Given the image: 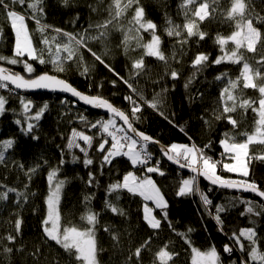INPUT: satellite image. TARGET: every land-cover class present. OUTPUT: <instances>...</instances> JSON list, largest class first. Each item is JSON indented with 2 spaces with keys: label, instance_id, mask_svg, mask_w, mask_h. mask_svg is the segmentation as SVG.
I'll return each instance as SVG.
<instances>
[{
  "label": "trees",
  "instance_id": "1",
  "mask_svg": "<svg viewBox=\"0 0 264 264\" xmlns=\"http://www.w3.org/2000/svg\"><path fill=\"white\" fill-rule=\"evenodd\" d=\"M109 3L110 0H102V2L101 0H72L69 6H64L62 0H45L44 11L46 15L41 22L52 26V28L63 29L65 32L84 33L87 30L89 35L95 36L97 34L95 28L89 26L103 23L108 18ZM140 3L145 8L146 18L158 25L157 34L161 36L162 50L169 57L175 51L176 59H170V68L166 69L163 62L154 57L145 56L146 71L139 77L138 88L143 91L148 100H151L156 93H160L163 88H166L167 91L162 93L163 103L160 105V110L157 111L145 105L142 113L139 114L140 119L135 127L166 146L176 142L189 144L194 142L203 147L211 142V147L206 149L207 155L215 160L223 159L219 140L224 131H231V126L225 121H216L213 118V110L219 108V95L224 86V83L217 81L215 77L222 72H228L231 78L235 79L239 75L242 65L210 64L197 75L187 89L184 85L193 72L191 67L193 57L197 53H205L209 55L211 61L222 55L219 46L215 43L217 35L227 37L236 30L234 22L225 21L220 14L222 10L229 7L230 0H220L215 15L199 23L200 30L208 34L205 39L199 40L198 37L194 36L184 45L183 50L177 44L176 38L168 37L164 31L167 27L168 18H171L176 24L182 25L185 22L184 10L181 8L182 0H140ZM248 7L254 17H264V0H250ZM93 8L96 11H93ZM132 15L133 11L129 9L118 22L119 25L124 29L129 28L128 22ZM255 24L264 33V24ZM28 25L34 39H39L40 33L36 31L35 22L28 21ZM108 31L110 35L107 41L89 40L88 47L102 55L105 63L110 65L114 71H109L103 64L95 61L87 50H82L83 62L79 66L77 63H72L66 72L56 73L51 64L34 63L36 73L57 74L78 90L91 96H102L114 106L128 111L130 105L124 97L129 94V89L119 77L125 79L130 77L132 61L143 55V49L137 48L135 41H133L128 51L125 52L120 44L123 32L117 31L112 25L109 26ZM46 34L50 37H56L57 41L62 39L51 29ZM143 37L145 42L150 39L148 33H144ZM14 43L15 36L12 30L4 21L3 16L0 15V54L11 56ZM41 47L43 46L41 45ZM234 47L229 42L226 50ZM106 49L107 55H104ZM257 50L260 55H264V48L261 44ZM241 51L245 53L246 59L255 67V60L259 58V55L248 53L245 49H241ZM84 65L89 66L91 71L86 75H81ZM5 66L27 76L26 73H23L22 65L10 66L5 64ZM172 69L180 73L176 80L165 75L166 71ZM261 70L264 71V69ZM116 73L119 74V77ZM244 94L247 97L258 96V93L252 89L244 90ZM0 95L7 98V111L0 115V140L15 138L16 141L15 147L6 153V162L0 164V183L14 187L19 192L28 195L27 202H22L20 207L16 205L15 193L10 194L8 201L0 202V237L6 236L8 233L17 235L14 221L17 217L23 221L15 244L8 245L13 247V252L11 254L0 253V264H57V262L68 264L67 254L55 242L45 238L41 225V221L47 214L45 201L50 191L47 180L48 172L50 167L57 166L60 167L57 179H66L60 201L61 226L71 223L85 227L86 222L81 221L80 217L89 208L99 213L96 238L98 244L103 248L98 256L100 264H126L129 252L134 251L143 240L152 235V230L143 221L145 201L142 197L132 196L125 190L120 192L121 199L117 202L114 199L115 194L112 197H107L106 188L109 183L122 179L126 172L136 170L139 173V170L132 168L125 157H117L112 165L106 166L102 170L100 167L101 154L95 151L96 144L102 134L97 133L95 129H90L79 119L83 115L89 121L94 122L99 118L106 119L109 116L100 115L80 105L75 106L73 100L54 94L17 93L14 90L0 89ZM21 99L32 101L33 107L30 112L24 113ZM62 101L65 102L62 103ZM45 103L48 104L47 110L39 121L34 122L37 125L34 134L38 135L39 139L33 140L30 135L22 134L14 121L21 119L26 124L29 121L28 115H33ZM233 115L240 121L238 131L248 133L254 131L255 120L258 117L250 109L247 113L238 110ZM205 120H208L209 124H205ZM74 128L96 136L93 148L89 150V157L94 160L93 165L84 166V155L79 149L68 150L66 148ZM237 139L243 140L244 137L237 136ZM80 143L83 144V142ZM149 147L154 155V161H160L161 170L165 173L163 176L155 173L152 175L168 201L169 219L179 232H186L188 228L193 229L189 234L193 246L205 250L209 246L215 245L220 251L223 264H231L232 261H238L242 257L239 250H236L231 256L222 251L225 244L231 243L229 237L232 231L254 227L261 237L260 247L264 249V215H241L244 212L245 204L240 203V200L244 199L264 204L260 199L252 195L214 188L208 182L200 179L198 183L200 190L207 194L208 199L212 201V205L208 206L209 209L214 213L215 205H224L227 208V211L222 213L224 233L228 234L225 235L218 231L216 221L208 214V210H206L198 193L183 197L176 195L181 181L191 178L193 175L170 165L157 148ZM249 153L250 155L264 153V145H250ZM73 155L79 157V160L73 162ZM62 156L65 163L60 165ZM44 160H47L48 163L44 164ZM37 163L41 167L36 173L31 174V179H29L26 170ZM20 164L24 165V169L18 167ZM89 172H92L96 178V182L91 185L88 183ZM250 172L251 178L259 185L264 186V161L253 159L250 164ZM218 173L225 178L241 179L238 174L228 173L220 168H218ZM86 196L91 197L90 201H85ZM106 198L118 203V206L126 211L127 216L113 215L111 211L105 209L104 201ZM155 215L159 218V209L155 208ZM105 227H111L113 231L120 234L118 244L111 239L108 232L104 231ZM169 240L174 242L170 246V250L179 254L174 257V261L170 264H192L193 254L190 247L168 229L167 222H163V228L159 235L153 236L152 252H155L159 246ZM4 243L7 244V241ZM21 248L22 251L16 250ZM152 252L143 253V264H151ZM33 253L36 254L33 255ZM133 264H135V258H133Z\"/></svg>",
  "mask_w": 264,
  "mask_h": 264
},
{
  "label": "snow or ice",
  "instance_id": "2",
  "mask_svg": "<svg viewBox=\"0 0 264 264\" xmlns=\"http://www.w3.org/2000/svg\"><path fill=\"white\" fill-rule=\"evenodd\" d=\"M64 6H69L72 0H62ZM102 2V0H101ZM250 0H230L229 7L221 11V15L225 21L234 22L235 31L231 35L225 37L217 35L215 43L219 46L222 55L217 56L210 61L209 55L205 53H197L192 61V74L188 77L184 87L187 89L197 75L203 72L211 65H221L230 63L233 65H242L239 75L232 79L228 72H222L215 77L217 81L224 83L219 95V108L213 110V118L216 121H225L231 126V131H224L219 144L222 147L221 157L223 159L215 160L207 155L206 149L211 147V142L203 147L196 145L194 142L190 144H176L161 148V153L167 160L179 165L180 168H188L196 176H203L212 185H218L222 188L238 189L243 192L255 194L257 197L264 199V186L259 185L251 178L250 164L253 159L264 161V153L259 155H250L249 147L252 144L264 145V55H260L257 50V44H261L264 48V33L255 26V23L264 24V17L253 16L248 7ZM45 0H0V15L11 28L15 43L11 56L0 54V89H8L14 86V89L32 90V89H48L70 93L71 96L78 98L85 104L97 109H105L109 114L107 119H99L89 121L87 117L81 115L79 119L83 121L90 129H96L97 133L102 135L96 144L95 151L101 154L100 167L103 170L106 166H110L117 157H125L129 165L138 170H142L145 175L137 176L136 172H126L122 179L109 183L106 188L107 197L115 194V201L121 199L120 192L125 191L132 196L143 197L144 201H151L156 209L160 210V216L154 215V209L150 208L147 203L143 205V221L152 235L143 240L134 251H130L126 260V264H143V253L152 252L153 236H158L163 228V222H167L168 229L176 236L180 237L187 244L192 252V264H223L220 251L215 245L209 246L205 250H201L193 246L190 238L192 228H188L186 232L177 231L173 222L168 215V202L165 199L161 189L150 175L158 174L163 176L165 173L161 170L160 161L153 162V154L148 151L149 143L159 144V141L153 137L146 135L138 130L135 124L140 119L143 107L146 105L157 111L163 103L162 93L167 89H161L160 93H156L151 100H148L143 91L138 88L139 77L146 71L145 56L154 57L156 60L163 62L166 69L170 68L169 60L176 59V52L173 51L171 57L162 50L161 36L157 34L158 25L152 20L146 18L145 8L140 0H110L108 5V18L103 23L96 24L94 27L97 34L89 35L87 30L84 33L65 32L63 29L52 28V26L43 24L41 21L46 15L44 11ZM220 0H182L181 8L184 10L185 22L176 24L171 18H168L167 27L164 29L168 37H175L177 44L183 50L192 37L196 36L199 40H204L208 35L201 31L199 23L205 21L209 17H213L217 12ZM19 6V7H17ZM133 11V15L129 20L130 27L124 29L119 25V21L128 10ZM96 11L95 8L92 9ZM189 13L191 14L189 16ZM28 21H34L37 25L36 31L40 33L39 39H34L29 31ZM115 22V23H114ZM255 22V23H254ZM112 25L117 31L123 32V38L120 44L125 52L128 51L130 44L135 41L137 48L143 49V55L132 61L131 75L128 79L119 77V79L129 89V94L124 97L130 105L128 111L122 110L114 106L108 99L102 96H90L78 91L66 79L61 78L57 74H49L43 72L36 73L34 63L41 65L51 64L56 73H64L68 70L72 63L79 66L83 62L82 50L87 52L95 61L103 64L114 71L110 65L105 63L102 55L98 54L91 47H88L89 40L100 42L107 41L109 38V26ZM51 29L58 36L62 37L57 41L56 37H50L46 33ZM148 33L150 39L145 42L143 34ZM231 41L234 48L226 50V46ZM54 44V50H53ZM41 45L43 47H41ZM245 49L248 53L259 55L255 60V67L245 57V53L241 51ZM107 55V49L104 52ZM22 65L23 73L13 71L11 67L3 65ZM91 68L84 65L81 75H86ZM165 75L170 76L172 80L179 78L180 73L172 69L166 71ZM115 84V81H113ZM252 89L258 93L256 97H247L244 90ZM65 101H62L64 103ZM7 98L0 95V115L6 111ZM24 113L31 111L33 103L30 100L21 99ZM48 104L45 103L38 108L28 119L30 121H39L43 113L47 110ZM251 110L258 117L255 120V128L252 133L240 132V121L233 114L237 111L247 113ZM163 115V112H161ZM167 119V117H165ZM19 126L20 131L24 135H30L33 140H38L39 136L34 134L37 125L32 122H23L21 119L14 121ZM209 124L208 120L204 121ZM183 131V129H181ZM237 136L244 137L238 140ZM191 140V137H189ZM96 141L95 135L86 134L85 131L72 129L68 139L66 148L72 150L79 149L84 155L83 164L85 167L93 165L94 160L89 157V150L93 148ZM80 142H83L81 144ZM15 138H7L0 140V164L6 162V153L15 147ZM73 162L79 160V157L73 155ZM225 159L232 162H225ZM44 164L48 161L44 160ZM60 165L65 163L63 156ZM24 169V165H18ZM41 167L39 163L26 170V175L31 179ZM218 168L228 173H236L241 179L225 178L218 174ZM60 167H50L47 180L49 181L50 191L46 197L47 214L41 221L42 231L48 241L55 242L67 254L68 264H100L98 259L99 253L103 248L98 244L96 238V225L98 224L99 213L92 211L90 208L80 217L81 221L86 222L85 227L73 225L71 223L61 226V213L59 209L62 189L66 183V179H57ZM103 174V172H101ZM88 183L91 185L96 182V178L92 172H89ZM196 176L183 179L178 187L176 195L183 197L190 194L198 193L202 203L205 205L208 214L213 217L217 223L218 231L224 233V220L222 213L227 211L224 205H215L213 213L208 206L212 205V201L208 199L207 194L202 192L197 184ZM55 183L53 184V181ZM27 187V185H25ZM15 193L16 205L27 202V193L19 192L14 187L0 183V202L8 201L10 194ZM85 201H90L91 197L86 196ZM240 203L245 204L244 212L241 215L250 214L252 216L264 215V204L256 203L251 200L241 199ZM105 209L111 211L113 215L125 217L126 211L118 206V203L112 199L106 198L104 201ZM22 219L17 217L14 221L15 232L18 235L21 231ZM104 231L108 232L111 239L118 244L120 234L112 230L111 227H105ZM228 235L227 233H224ZM17 235L8 233L6 236L0 237V253L11 254L17 240ZM231 243L225 244L222 248L223 253L231 256L236 250L242 253V257L231 264H264V249L260 247L261 237L258 235L254 227L240 228L233 230L229 237ZM7 241V244L4 242ZM174 242L169 240L162 246H159L155 252H152L151 264H170L174 261V257L179 254L170 250V246ZM22 251L23 249H16ZM39 250L37 249V252ZM36 253H33L35 255ZM59 264V262H57Z\"/></svg>",
  "mask_w": 264,
  "mask_h": 264
},
{
  "label": "water",
  "instance_id": "3",
  "mask_svg": "<svg viewBox=\"0 0 264 264\" xmlns=\"http://www.w3.org/2000/svg\"><path fill=\"white\" fill-rule=\"evenodd\" d=\"M3 66H4V67H7V66H5V65H3ZM49 74H53V73H49ZM61 78H62V77H61ZM10 87H11L15 92H17V93H29V94L48 93V94H54V95H57V96H63V97H66V98H69V99L73 100L75 103L78 104V106H79V105H80V106H83V107H85V108H87V109H89V110H92V111H94V112H96V113H98V114H100V115H103V116H109V114L106 112L105 109H97V108H94V107H92V106H90V105H87V104H85L83 101L78 100V98L71 96L70 93H64V92H59V91H52V90H48V89H32V90L14 89V86H11V85H10ZM73 87H74V86H73ZM75 88H76V87H75ZM76 89H77V88H76ZM77 90H78V89H77ZM78 91H80V90H78ZM80 92H81V93H84V92H82V91H80ZM84 94H86V93H84ZM87 95H89V94H87ZM90 96H91V95H90ZM145 134H146V133H145ZM146 135H148V134H146ZM149 136H150V135H149ZM155 140H156V139H155ZM157 141H158V140H157ZM148 146H153V147L157 148V150H158V151L160 152V154L162 155V153H161V148L164 147V146H166V145H164L163 143H161V142L159 141V144H158V145H157V144L149 143ZM162 156H163V155H162ZM163 157H164V156H163ZM164 159H165L170 165H172V166H174V167L180 169L181 171L188 172V173H190V174L196 176V173H193L190 169H188V168H180L179 165L174 164L173 162L167 160L166 157H164ZM196 177H198V178H200V179H202V180L208 182V183H209L212 187H214V188L224 189V190L233 191V192H237V193H241V194L252 195V196H255L256 198L260 199V200L264 203V199H261V198L257 197V196H256L255 194H253V193L243 192L242 190H238V189L222 188V187H220V186H218V185H212V184H211L208 180H206L203 176H196Z\"/></svg>",
  "mask_w": 264,
  "mask_h": 264
},
{
  "label": "rangeland",
  "instance_id": "4",
  "mask_svg": "<svg viewBox=\"0 0 264 264\" xmlns=\"http://www.w3.org/2000/svg\"><path fill=\"white\" fill-rule=\"evenodd\" d=\"M255 26L257 27V28H259L260 29V27H258V25H256L255 24ZM260 31H261V29H260ZM229 42H231V41H229ZM232 43V42H231ZM233 44V43H232ZM234 45V44H233ZM259 46V44H257V47ZM74 105L75 106H78V104L77 103H74ZM30 116L28 115V118H29ZM27 118V119H28ZM107 119V118H106ZM29 120V119H28ZM28 122H32V123H34V122H37V121H28ZM176 144H189V143H186V142H176ZM147 148H148V151L149 152H151L152 153V151L150 150V147L147 145ZM225 162H232L231 160H228V159H225ZM134 172H136V175L137 176H140V173H138L136 170H133ZM219 174V173H218ZM147 175H150L152 178H153V180L156 182V179L153 177V175L152 174H147ZM219 175H221V174H219ZM222 176V175H221ZM55 183V181H53V184ZM156 184H157V186L159 187V185H158V183L156 182ZM160 188V187H159ZM63 190V189H62ZM163 193V192H162ZM61 195H62V193H61ZM143 198V197H142ZM165 199H166V197H165ZM167 200V199H166ZM61 201V200H60ZM168 202V201H167ZM145 203H147L148 204V206L150 207V208H153L154 209V215H155V206H154V204L151 202V201H145ZM59 209H60V205H59ZM49 246H52V245H49ZM48 247V246H47ZM48 248H51V247H48Z\"/></svg>",
  "mask_w": 264,
  "mask_h": 264
},
{
  "label": "built area",
  "instance_id": "5",
  "mask_svg": "<svg viewBox=\"0 0 264 264\" xmlns=\"http://www.w3.org/2000/svg\"><path fill=\"white\" fill-rule=\"evenodd\" d=\"M99 119H103V118H99ZM99 119H97V120H99ZM153 162H154V155H153ZM139 173L141 176L145 175V173L142 170H139ZM196 179H197V182L199 183L200 179L198 177H196Z\"/></svg>",
  "mask_w": 264,
  "mask_h": 264
},
{
  "label": "crops",
  "instance_id": "6",
  "mask_svg": "<svg viewBox=\"0 0 264 264\" xmlns=\"http://www.w3.org/2000/svg\"><path fill=\"white\" fill-rule=\"evenodd\" d=\"M194 176V175H193ZM197 184H198V182H197ZM199 185V184H198Z\"/></svg>",
  "mask_w": 264,
  "mask_h": 264
}]
</instances>
